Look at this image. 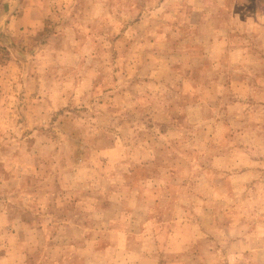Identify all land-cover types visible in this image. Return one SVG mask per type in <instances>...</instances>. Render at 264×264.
Masks as SVG:
<instances>
[{
    "label": "rangeland",
    "instance_id": "obj_1",
    "mask_svg": "<svg viewBox=\"0 0 264 264\" xmlns=\"http://www.w3.org/2000/svg\"><path fill=\"white\" fill-rule=\"evenodd\" d=\"M0 264H264V0H0Z\"/></svg>",
    "mask_w": 264,
    "mask_h": 264
}]
</instances>
